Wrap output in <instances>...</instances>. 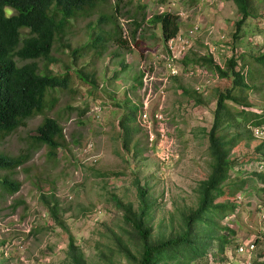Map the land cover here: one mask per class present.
<instances>
[{"label": "rangeland", "instance_id": "rangeland-1", "mask_svg": "<svg viewBox=\"0 0 264 264\" xmlns=\"http://www.w3.org/2000/svg\"><path fill=\"white\" fill-rule=\"evenodd\" d=\"M252 6L254 15L243 21L234 38L240 14L232 0H101L90 16L69 19L53 41L56 61L49 64L56 72L69 66L68 86L48 90L45 99L51 105L0 138V153L28 151L20 166L0 169V176L8 174L20 182L12 194L0 188V249L7 247L6 253L0 251V264H68L67 232L82 250L85 264H136L115 248V235L131 246L130 227L110 197L115 194L136 206L135 178L152 201L147 217L150 238L178 229L182 216L196 205L199 179L209 171L206 132L216 92L229 87L231 79L178 59L171 63L176 74L164 77L169 71L162 58L165 41L159 24L148 18L156 10L173 11L178 33L198 23L190 33L187 56L212 49L215 61L223 66L236 53L252 67L254 85L236 92L245 95L247 109L264 111V68L255 69L249 62L252 55L264 52V0H252ZM100 13H113L125 42L114 40V22L99 20ZM25 32L21 28V34ZM95 32L102 33L101 44L87 46L73 57L70 50ZM77 68L84 79L76 75ZM225 103L232 109L241 107L229 99ZM142 110L148 125L138 118ZM43 115L55 117L61 126L63 145L54 155L46 152L45 145L31 146L29 135ZM246 126L250 136L239 127L244 136L241 133L229 150L234 164L226 180L244 179V184L215 199L235 203L233 211L217 220L216 231L225 233L227 245L256 238L252 263L262 264L264 189L257 172L264 173V146H256L264 140V124ZM222 187L227 190V184ZM41 194L48 204L56 202L67 231L54 224ZM14 201L18 202L12 206ZM224 225L234 232L220 228ZM216 243L211 240L210 248H217Z\"/></svg>", "mask_w": 264, "mask_h": 264}, {"label": "trees", "instance_id": "trees-1", "mask_svg": "<svg viewBox=\"0 0 264 264\" xmlns=\"http://www.w3.org/2000/svg\"><path fill=\"white\" fill-rule=\"evenodd\" d=\"M99 1L101 0H0V138L23 124L26 118L41 112L45 106H50L51 102L46 103L45 99L48 90L68 86L69 66L64 65L60 72L52 71L49 66L56 61V57L51 53L53 41L63 33L70 18L90 16L95 12ZM232 1L240 14L234 22V38L238 36L243 21L254 15V8L252 0ZM150 16V22L159 24L162 40L176 33L178 23L175 14L163 12ZM98 17L99 20H112L114 23L111 33L114 34V40L125 42L120 37V25L115 22L113 13H100ZM21 28L26 29L24 34H21ZM102 39V33L95 32L87 42L72 48L70 53L76 57L87 46H99ZM181 61L202 65L220 77H230L231 84L223 91L216 92L212 124L206 132L210 156L209 171L197 183L196 205L182 216L176 231L154 240L150 238L151 226L147 217L152 201L146 188L137 178L134 179L138 202L136 206L130 201L121 200L115 194L110 195L114 205L120 209L122 219L130 227L127 239L130 238L131 246L128 240L115 235V248L125 258L135 260L136 264H206L205 256L207 257L208 253L223 251L230 241L225 233H217V220L233 211L235 203L233 200L215 199L225 193L231 195L244 184V179L226 183L228 172L234 164L229 150L240 140L243 130L250 136L246 124H264V111L247 109L250 103L245 95L236 92L254 86L252 67L239 60L236 53L233 52L227 57L223 66L217 64L209 52L192 56L184 53ZM249 62L254 63L255 69L264 68V52L252 55ZM75 73L84 79L85 75L83 76L81 69H75ZM226 99L238 103L241 107H228ZM29 136L32 140L31 146L45 145L49 155H54L56 149L63 145L61 126L53 116L43 115ZM262 146L264 140L256 149ZM27 158L28 151L14 155L0 153V169L12 170ZM257 174L264 189V173ZM224 183L227 184V190L222 187ZM19 184L17 179L8 174L0 176V188L9 194L18 190ZM40 197L54 224L66 230L56 202L48 204L43 194ZM17 202L14 201L12 206ZM220 228L234 232L225 225ZM213 239L217 240L215 249L210 248ZM254 241L256 243L257 239L254 238ZM203 257L204 262H199ZM65 258L68 264H85L82 250L68 232Z\"/></svg>", "mask_w": 264, "mask_h": 264}, {"label": "built area", "instance_id": "built-area-1", "mask_svg": "<svg viewBox=\"0 0 264 264\" xmlns=\"http://www.w3.org/2000/svg\"><path fill=\"white\" fill-rule=\"evenodd\" d=\"M169 10H156L157 13H163L168 12ZM170 13H173L170 12ZM177 14L182 15V11H177ZM198 27V23H193L189 26L188 31L186 33H178L176 32L173 36H170L166 38L164 41L165 48H164V55L162 58H164V63L169 67V71L164 75V77H167L169 75H175L176 70L171 67V63L174 60H181L183 54L186 52L187 48L189 47L190 43V33L194 32ZM212 59L215 61L214 56L212 54V49H209L208 51ZM216 62V61H215ZM220 65V63L216 62ZM145 102H143L142 108L145 106L147 101V96L143 99ZM139 120H142L145 122L144 125L150 124L148 121V116L146 113L142 110L138 114ZM28 228L26 229V232H28ZM255 241L254 239H238L234 241L232 244L227 245L224 247L223 251L220 253H208L206 257V264H252L253 258H255ZM10 247H8L9 249ZM0 251L6 253L7 247H2ZM2 252V253H3ZM3 253V254H4Z\"/></svg>", "mask_w": 264, "mask_h": 264}]
</instances>
